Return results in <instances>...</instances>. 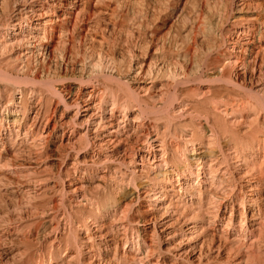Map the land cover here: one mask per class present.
Masks as SVG:
<instances>
[{
  "label": "bare ground",
  "instance_id": "bare-ground-1",
  "mask_svg": "<svg viewBox=\"0 0 264 264\" xmlns=\"http://www.w3.org/2000/svg\"><path fill=\"white\" fill-rule=\"evenodd\" d=\"M0 264H264V0H0Z\"/></svg>",
  "mask_w": 264,
  "mask_h": 264
},
{
  "label": "rangeland",
  "instance_id": "rangeland-1",
  "mask_svg": "<svg viewBox=\"0 0 264 264\" xmlns=\"http://www.w3.org/2000/svg\"><path fill=\"white\" fill-rule=\"evenodd\" d=\"M167 36L170 37V36H172V35H171V34H168ZM168 37H166V38H168Z\"/></svg>",
  "mask_w": 264,
  "mask_h": 264
}]
</instances>
